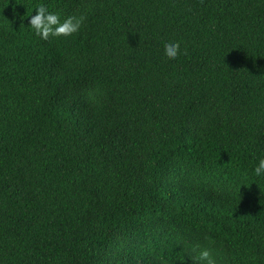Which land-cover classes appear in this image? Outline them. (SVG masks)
I'll return each mask as SVG.
<instances>
[{
    "label": "trees",
    "instance_id": "1",
    "mask_svg": "<svg viewBox=\"0 0 264 264\" xmlns=\"http://www.w3.org/2000/svg\"><path fill=\"white\" fill-rule=\"evenodd\" d=\"M260 157L264 0H0V264H264Z\"/></svg>",
    "mask_w": 264,
    "mask_h": 264
},
{
    "label": "clouds",
    "instance_id": "2",
    "mask_svg": "<svg viewBox=\"0 0 264 264\" xmlns=\"http://www.w3.org/2000/svg\"><path fill=\"white\" fill-rule=\"evenodd\" d=\"M49 8L50 6L43 3L35 7V15L30 17L27 27L31 29L34 38L47 42L50 39L72 38L80 32L86 20L85 16H68L62 19L60 13L50 11ZM163 50L166 57L175 60L181 53V44L178 41L169 40L164 43ZM252 177L256 181L264 180V157H260L255 163L252 168ZM205 239L208 238L205 237ZM193 264H217V262L210 249L202 248L198 255L193 257Z\"/></svg>",
    "mask_w": 264,
    "mask_h": 264
}]
</instances>
